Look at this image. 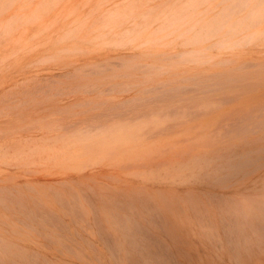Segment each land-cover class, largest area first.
Listing matches in <instances>:
<instances>
[{
    "label": "rangeland",
    "instance_id": "374dc122",
    "mask_svg": "<svg viewBox=\"0 0 264 264\" xmlns=\"http://www.w3.org/2000/svg\"><path fill=\"white\" fill-rule=\"evenodd\" d=\"M186 1L126 0L145 12ZM10 2L33 22L0 32V224L34 264H208L199 216L237 198L253 169L237 173L241 156L264 142V35L188 63L106 43L96 21L121 0ZM228 3H199L197 18Z\"/></svg>",
    "mask_w": 264,
    "mask_h": 264
},
{
    "label": "bare ground",
    "instance_id": "6f19581e",
    "mask_svg": "<svg viewBox=\"0 0 264 264\" xmlns=\"http://www.w3.org/2000/svg\"><path fill=\"white\" fill-rule=\"evenodd\" d=\"M208 1H211V0H187L186 3L185 2L184 3L186 5L193 6L190 9V12H192V10L197 12L196 8L199 5V3L201 4V3L208 2ZM224 1H229L230 3H228L227 5H224L225 6L224 9L216 17H214L210 20H203L202 19L203 21H211L212 22L211 23L212 30L215 32V34L217 36L223 35L224 29L226 28L225 27L226 25H233L236 23L237 19L232 20V17H233V14L238 11V8L241 4H250L251 2L253 3L252 0H224ZM254 2H255V4H260L261 2H264V0H258V1L254 0ZM171 7H173V6H171ZM194 13H192V14H194ZM200 13L201 12H199V13L197 12L195 16L197 17V14H200ZM198 19H200V18H198ZM242 25H244V26L242 27ZM245 25H246V23L238 24L237 25L238 31H244L245 29L249 28V27H245ZM246 26H248V25H246ZM209 60H211V57H205L200 61L207 62ZM221 61L225 62L226 59H223ZM6 92H7V90H6ZM4 100L6 101V99H4ZM11 101H13V100H11ZM13 103H14V101H13ZM13 108H14V106H13ZM159 110H157V111H159ZM163 110H165V109H163ZM169 110L170 109L166 108V111H169ZM160 112L163 113L162 111H160ZM155 113H156V111H155ZM150 115H148V116H150ZM104 121H108V120L104 119ZM76 122H80V121H76ZM100 122L102 123V121L95 122V123L89 122V126L94 128L98 125L97 123H100ZM72 125H71V127H72ZM75 128H76V126H75ZM99 128L100 127H98V129ZM101 128H102V126H101ZM74 130H76V129H74ZM81 130H82V128H81ZM85 134H86L85 132H84V134L82 133L83 136H85ZM89 135H88V138H89ZM77 136L79 137V136H81V134L80 135L77 134ZM86 138L87 137L85 136V139ZM91 138L93 139V134H92ZM81 139H84V138L81 137ZM241 157L244 159H242L243 161H241L243 163L239 162L240 170L238 168L237 173H239V174H240V172L242 173V171H241L242 168H244L243 170H245V168H248V166L253 167L252 170H246L245 172H243V173H245V175L248 174L251 177L250 182L249 183H245V182L241 183L240 185L237 186L238 189L236 191L233 190L237 195V198H235V199L232 197L234 199L233 201L229 202L228 201L229 199L223 201V200H221L222 195L221 196L219 195L218 197L221 198L220 200L217 197L214 198V200L218 199L219 202L217 201L216 203L215 202L211 203V201H212L211 200L210 205H209V203H207L209 205L207 208L208 213L206 216H204V218L202 216H199V214H198V216L204 220L203 227L206 228V239H207V241H206V252H207V258H208V264H264V142L263 143L261 142V145L256 147V149L252 150V152L246 153V155H243ZM236 161H238V160H235V162L233 161L232 164L236 165ZM232 164L230 162V165H232ZM237 166H238V164L236 165V167L235 166H234V168L232 167V169L230 170L231 172L233 171L232 173H230V171H229V166H226V167H228L229 173L227 174V172H224V174L226 173L228 178L230 177L232 179V177L229 175H231L237 171L236 170ZM233 169L235 170V172ZM221 170H223V169L221 168ZM225 171H227V170H225ZM222 173H220L221 175H219V177L217 178L218 180H219V178H220V180L223 179L222 176H224V174H222ZM237 173H235V175L234 174L233 175L236 176ZM250 173L252 174V176ZM246 177L244 176V179ZM228 178H225L223 180H226V179L228 180ZM249 178H247V180ZM241 180H240V182L243 181V180L242 181ZM0 190H2V188ZM229 191L232 192V190H229ZM212 194L214 197L216 196L215 195L216 193H212ZM201 210H202V208H201ZM203 210H205V209H203ZM204 213H205V211H204ZM195 220H193V221H195ZM23 236L24 235H22V233L17 228V226L14 225V223L8 222L7 226L6 225L3 226L0 224V264H34V262H35L34 258L35 257H33V254H34L33 253V247L31 245L23 243V239H21V238H23ZM52 241H54V240H52ZM132 241H134L133 238H132ZM201 253H202V251H201ZM34 256H35V254H34ZM193 256H194V254H193ZM47 263L51 264L50 262H47Z\"/></svg>",
    "mask_w": 264,
    "mask_h": 264
},
{
    "label": "clouds",
    "instance_id": "9594fccd",
    "mask_svg": "<svg viewBox=\"0 0 264 264\" xmlns=\"http://www.w3.org/2000/svg\"><path fill=\"white\" fill-rule=\"evenodd\" d=\"M191 5L151 9L145 12L134 3L121 0L119 3L105 5L97 19L102 34L111 36L106 40L118 48L171 47L179 50L177 59L181 62L197 63L214 52L224 53L237 45L255 43L264 35L260 31L241 33L237 25L246 23L250 27H264V2L260 4H241L235 13L237 20L224 29L221 36L212 30L211 21L198 19L190 12ZM0 32L10 35L13 30L32 23V18L10 0H0ZM69 32L65 39H70Z\"/></svg>",
    "mask_w": 264,
    "mask_h": 264
}]
</instances>
